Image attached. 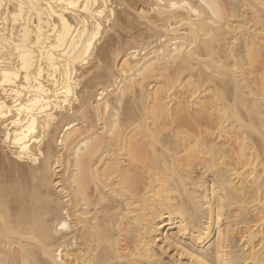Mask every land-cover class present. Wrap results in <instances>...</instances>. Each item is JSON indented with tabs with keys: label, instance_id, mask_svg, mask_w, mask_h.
<instances>
[{
	"label": "bare ground",
	"instance_id": "6f19581e",
	"mask_svg": "<svg viewBox=\"0 0 264 264\" xmlns=\"http://www.w3.org/2000/svg\"><path fill=\"white\" fill-rule=\"evenodd\" d=\"M0 264H264V0H0Z\"/></svg>",
	"mask_w": 264,
	"mask_h": 264
}]
</instances>
